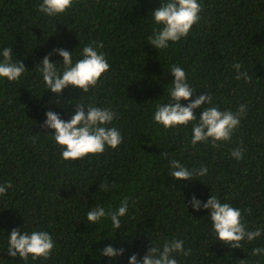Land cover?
Returning a JSON list of instances; mask_svg holds the SVG:
<instances>
[{
  "label": "trees",
  "instance_id": "obj_1",
  "mask_svg": "<svg viewBox=\"0 0 264 264\" xmlns=\"http://www.w3.org/2000/svg\"><path fill=\"white\" fill-rule=\"evenodd\" d=\"M40 2L0 0V48H13V59L16 52L29 68L19 81L0 78V184L12 185L0 195V264H127L131 254L144 255L150 239L162 244L174 236L191 249L187 258L178 256L181 264H264V256L253 255L264 247V233L239 247L225 244L215 239L207 210L190 206L193 194L206 200L213 193L239 207L250 230L264 229V0H201L200 20L188 36L160 51L147 42L155 27L147 16L161 0H74L56 17L41 13ZM93 41L110 63L97 85L88 93L68 87L59 97L44 90L36 63L56 47L71 51ZM235 63L250 81L236 79ZM171 65L184 68L195 96L209 92L221 109L247 105L231 140L194 146L191 123L165 129L153 122L174 78ZM75 103L117 112L109 126L119 129L122 143L63 160L43 121L47 110L68 119ZM236 147L244 150L239 161L231 156ZM172 159L190 169L206 165L208 174L174 181ZM125 197L129 212L120 229L110 219L89 224V209H114ZM23 226L53 235L48 258L7 254V232ZM108 244L124 254L102 256Z\"/></svg>",
  "mask_w": 264,
  "mask_h": 264
},
{
  "label": "clouds",
  "instance_id": "obj_2",
  "mask_svg": "<svg viewBox=\"0 0 264 264\" xmlns=\"http://www.w3.org/2000/svg\"><path fill=\"white\" fill-rule=\"evenodd\" d=\"M73 3L74 0H41L38 9L46 16L56 17L70 10ZM201 11V0H161L159 7L151 9L147 16L155 26L152 34L147 37V42L158 51L169 48L171 43L179 42L188 36L193 25L200 20ZM102 47V44L95 41L82 47L80 43L71 51L65 47H56L45 54L33 69L41 78L44 90H50L57 97L68 87L88 93L90 88L97 85L102 74L110 70L108 58L99 50ZM13 55V48H0V78L9 82L21 80L29 69L24 61L17 57L16 52L15 59ZM54 55L61 58L59 62L52 59ZM232 67L237 74V80L243 79L245 82L251 80L247 71H241L240 63H235ZM168 72L174 78L168 84L170 87L165 88L163 96L166 98L155 106L153 122L165 129L186 127L191 123L190 143L194 146L208 141L216 145L217 142L231 140L243 116L246 115L247 105L241 103L235 111L221 109L213 104L211 93L205 92L195 96L196 88L189 82L184 68L171 65ZM75 105L68 119H65L61 112L47 110L43 121L45 128L53 130L50 135L60 146L63 160H76L89 154H100L107 147L115 149L122 143L123 137L119 129L114 125L109 126L117 118V112L94 103ZM196 109H201L199 116L195 113ZM243 152V148L236 147L231 151V156L239 161L243 158ZM169 163L170 176L174 181L195 180L194 177H204L208 174L206 165L190 169L176 159L170 160ZM11 187L10 182L0 184V195L6 194ZM100 187L107 189L108 186L103 184ZM186 205L189 207V203ZM190 206L197 212L207 210L204 216L211 224L215 239L225 244L239 247L242 241H254L264 233V229L259 227L250 230L243 221L242 210L222 201L213 193L206 200L193 194ZM128 212L129 202L125 197L114 209H106L97 204L87 211L86 219L90 225H98L102 219H110L112 228L117 231L124 224L123 218ZM7 237V254L23 260H27L29 256L33 260L48 258L55 247L53 235L44 229L29 232L24 230V226L17 227L7 232ZM100 239L101 237L97 240ZM124 252L123 247L117 248L112 244L101 249V255L111 259L122 256ZM190 253L191 249L185 247V240L182 238L174 236L165 239L162 244L154 243L150 239V246L144 255L140 257L139 253L131 254L127 264H181L178 256L187 258ZM253 255L264 256V247L254 248Z\"/></svg>",
  "mask_w": 264,
  "mask_h": 264
}]
</instances>
